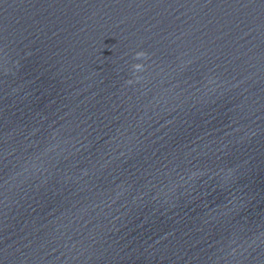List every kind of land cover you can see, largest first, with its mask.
I'll return each mask as SVG.
<instances>
[{
	"label": "clouds",
	"instance_id": "1",
	"mask_svg": "<svg viewBox=\"0 0 264 264\" xmlns=\"http://www.w3.org/2000/svg\"><path fill=\"white\" fill-rule=\"evenodd\" d=\"M147 56V53L143 52V51H140V52H137L134 56V59H141V58H144ZM132 68H133V72L134 73H137V72H141L144 70V65L143 64H140V63H136V64H133L132 65ZM137 81L140 79V77H136ZM128 84H132L133 81L132 80H128L127 81Z\"/></svg>",
	"mask_w": 264,
	"mask_h": 264
}]
</instances>
